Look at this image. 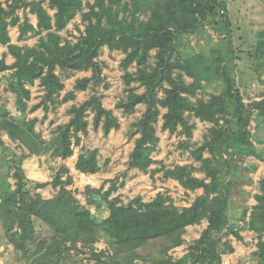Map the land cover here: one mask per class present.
I'll list each match as a JSON object with an SVG mask.
<instances>
[{
	"label": "trees",
	"instance_id": "obj_1",
	"mask_svg": "<svg viewBox=\"0 0 264 264\" xmlns=\"http://www.w3.org/2000/svg\"><path fill=\"white\" fill-rule=\"evenodd\" d=\"M47 1L51 9H56L54 15L44 6ZM84 7L88 8L85 12ZM21 8H30L37 15L36 26L27 13L21 22L18 14ZM79 13L85 30L77 40H70L61 31ZM16 25L20 39L33 33L40 36L38 43L33 46L12 43L10 27ZM208 26H221L225 30L231 27L226 0H0V45H7L8 53L15 59L7 64V53L0 54V74L5 75L7 89L16 94L21 112V116L14 117L0 107V119L7 120L10 138L28 150L21 154L13 151L4 159L14 170L10 175L0 176V224L22 258L29 255L37 240V221L52 233L44 253L46 258L60 255L64 246L94 242L103 233L117 248L122 260L118 264H133L139 256L135 248L157 240L165 241L167 246L183 243V238L176 244L172 241L173 231L181 235L188 226L207 220V227L183 257L175 260L164 247L153 264H221L217 242L223 234L232 232L243 238L232 221V213L240 203L241 221L259 237L253 255L257 264H264V178L259 182V193L254 195L255 205L246 204L249 192L245 188L253 184L251 174L259 167L248 158L264 161V102L257 103L261 105L257 113L246 108L234 76L238 59L230 62L218 55L207 62L201 54L184 56L179 51L180 36ZM104 46L124 53L121 66L126 93L116 106L124 114H133L140 104L145 105L142 116L134 123L139 135L130 154V166L148 172L156 163L153 153L159 145L157 123L162 118L163 130L185 134L180 146L190 149L199 166L177 164L162 166L154 172L163 171L166 179L177 180L187 190L203 189L191 205L180 207L171 195L162 192L149 201L136 196L124 203L120 196L111 197L118 182L110 179L107 189L104 185L99 188L87 185L85 189L88 196H100L109 207V215L98 220L69 187L73 176L68 166H61L52 182L34 181L26 175L23 164L32 155L51 153L64 159L73 156L75 147L81 144V134L88 133L90 113L94 128H101L105 135L120 127L119 117L103 103L105 94L97 90L105 81L104 66L99 59ZM134 65L136 69L131 70ZM59 69L67 73L91 71V75L78 77L73 89L63 94L65 83ZM186 77L193 81L187 82ZM214 78L221 79L225 88L208 99L197 97L203 84ZM37 80L44 95L31 110L41 106L45 110L55 108L75 100L78 91L94 89L87 99L72 105L69 121L61 124L49 141L36 130L38 119L28 117L32 97L28 85ZM140 87L144 91L140 92ZM160 90L163 96L159 95ZM163 108L167 109L165 113ZM191 118L211 124L203 141L193 146L196 123ZM0 144L4 145L2 138ZM76 169L90 174L100 171L99 150L83 148ZM197 171L203 172L204 177L198 176ZM65 174L67 179L62 181ZM10 176L15 178L14 187ZM50 184L59 190L45 198L38 189ZM241 198L244 200L240 201ZM48 262L36 259L31 264Z\"/></svg>",
	"mask_w": 264,
	"mask_h": 264
},
{
	"label": "rangeland",
	"instance_id": "obj_2",
	"mask_svg": "<svg viewBox=\"0 0 264 264\" xmlns=\"http://www.w3.org/2000/svg\"><path fill=\"white\" fill-rule=\"evenodd\" d=\"M226 2L228 16L231 20L230 28L226 30L221 26L200 28L193 33L180 36L177 45L184 56L201 54L207 62H212L218 55L223 56L230 62L234 58L238 59L239 65L234 72L236 85L244 96L246 108L255 110V113H257L258 108L261 107L257 103L264 102V0H226ZM87 9V7H84V12ZM221 13H223V10ZM20 14H22V11H20ZM84 30L85 23L82 21V14L79 13L68 27L62 31V35L75 41ZM17 33L16 29L10 28L12 43L19 45H36L40 37L31 33L26 39H20ZM155 52L153 50L152 54L154 55ZM4 53H7L6 61L12 64L14 61H11L8 49L2 46L0 47L1 56ZM123 57L124 53L119 50L113 51L107 46L102 48L99 59L104 66L105 81L97 87L98 92L105 94L104 105L112 109L119 117L120 127L105 135L101 128H94L93 113H90L87 117L89 122L88 133L81 134V144L75 147L73 156L64 159L51 153L32 155L26 158L23 164L25 173L30 179L42 182H52L60 167L63 165L68 166L73 176V183L69 187L80 202L88 207L98 220H103L109 215V207L100 196H88L85 189L87 185L95 188L104 185V189H107L110 186V179H117L118 182V188L113 191L111 197L120 196L124 203H128L136 196H141L143 200L149 201L162 192L171 195L175 204L183 207L191 205L196 196L203 193V189L187 190L177 180L166 179L163 176V171L154 172L162 166L173 167L177 164L191 163L199 166V163L192 157L190 149L180 146V143L186 139L185 134L179 131L170 133L168 130H163L162 118L157 123L160 141L157 150L153 153L156 163L150 167L148 172L130 166V154L139 135L134 123L142 116L145 105L140 104L133 114H124L122 109L116 106L126 93L123 81L124 68L121 66ZM135 69L136 65L131 67V70ZM58 72L65 83L63 94L73 89L75 80L78 77L91 75V71L67 73L59 69ZM186 80L187 82L193 81L191 77H186ZM0 82V107L6 108L14 117L21 116V112L16 105V94L7 89L3 73L0 74ZM105 84L108 85V88H105ZM28 87L32 92L28 117L38 119L36 130L48 141L52 140L61 124L69 121L72 105L84 101L94 92V89L91 88L78 91L75 100L59 104L55 108L50 106L48 110H45L44 106L31 110L35 104L42 100L44 90L39 80L34 84H29ZM224 88L225 83L221 79L214 78L203 84L197 97L208 99L212 93H219ZM139 91H144V88L140 87ZM159 95H164L162 90H160ZM166 110V108H163L162 112L165 113ZM191 121L196 123L191 139V145L193 146L203 141L211 124L203 122L199 118H191ZM6 124L7 120L1 118L0 138H2L4 145L0 144V176L12 174L14 169L6 165L4 159L7 160L6 158L10 157L13 151L18 154L28 152L27 149H24L18 142H14L10 138ZM252 127H254V123ZM88 147L96 148L100 152L102 169L94 174L83 173L76 169L78 155L83 148ZM206 155L208 154L206 153ZM248 161H256L259 165L258 170L251 174L254 180L253 184L245 186L249 192L246 195V204L253 206L257 203L254 195L260 191L259 182L264 178V161L256 160L254 157L248 158ZM196 174L204 177V173L201 171H197ZM66 179L67 175L65 174L62 181ZM9 181L14 187L15 178L10 176ZM58 190L59 188H55L50 184L46 188L38 189V192L43 197L50 198ZM242 200L244 199L241 198L240 201ZM238 206H241V204L239 203L235 207L237 210L232 213V221L243 238H238L232 232L223 234L217 242V246H219L222 253L221 264H257L253 252L257 249L259 237L255 231L248 228L247 223L241 221L242 208ZM207 225V220H203L200 224L188 226L184 234L180 235L173 231L170 235L172 241L176 244L179 238H183V243L167 246L165 241L157 240L135 248L134 250L137 251L139 256L134 258L133 264H153V260L160 255V250L164 247H167L168 255L175 260L183 257L187 253L189 245L200 236ZM37 229L36 242L31 245L29 255L22 258L21 253L15 250L9 242L5 230L0 224V264H31L36 259L49 261L47 264H105V262L107 264H118V260L122 261L119 259L117 248L103 233L94 242H80L76 246H64L60 255L56 254L46 258L44 253L52 240V233L40 221H37Z\"/></svg>",
	"mask_w": 264,
	"mask_h": 264
},
{
	"label": "crops",
	"instance_id": "obj_3",
	"mask_svg": "<svg viewBox=\"0 0 264 264\" xmlns=\"http://www.w3.org/2000/svg\"><path fill=\"white\" fill-rule=\"evenodd\" d=\"M44 6L49 10V13L51 14V15H54L55 14V12H56V9H51L50 7H49V2L47 1V2H45L44 3ZM20 11H22V14H20ZM25 13H27L28 14V16L30 17L31 16V22H32V24L33 25H37V22H38V17H37V15L36 14H34V13H31L30 12V8H27L26 10H24L23 8H21V9H19L18 10V14H19V16L21 17V22L23 21V19H24V15H25ZM79 15V14H78ZM77 15V16H78ZM76 16V17H77ZM75 17V18H76ZM74 20V19H73ZM72 20V21H73ZM71 21V22H72ZM70 22V23H71ZM69 23V24H70ZM12 28H14V29H16L17 30V36H20V29H19V25H16V26H11ZM10 27V28H11ZM31 34V33H30ZM61 34H62V31H61ZM10 36L12 37V35L10 34ZM18 38V37H17ZM12 40V39H11ZM2 46H5L7 49H8V46L7 45H0V47H2ZM108 47V46H107ZM122 52V51H121ZM10 55V57H11V61L13 62L15 59H14V57L11 55V54H9ZM7 62V61H6ZM7 64H9L8 62H7ZM74 86V85H73Z\"/></svg>",
	"mask_w": 264,
	"mask_h": 264
}]
</instances>
